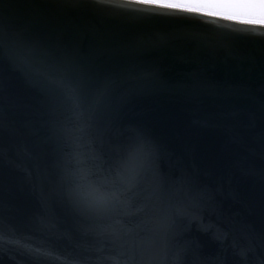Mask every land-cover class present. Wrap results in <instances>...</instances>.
<instances>
[{
    "label": "water",
    "instance_id": "1",
    "mask_svg": "<svg viewBox=\"0 0 264 264\" xmlns=\"http://www.w3.org/2000/svg\"><path fill=\"white\" fill-rule=\"evenodd\" d=\"M77 158L131 208L79 204ZM0 235V264H264V28L0 0Z\"/></svg>",
    "mask_w": 264,
    "mask_h": 264
},
{
    "label": "snow or ice",
    "instance_id": "2",
    "mask_svg": "<svg viewBox=\"0 0 264 264\" xmlns=\"http://www.w3.org/2000/svg\"><path fill=\"white\" fill-rule=\"evenodd\" d=\"M95 6L100 9H124L130 13H147L154 15L189 14L199 17L218 18L225 21H234L242 25H258L264 28V0H95ZM66 97L70 104L72 116L81 122L77 129L85 131L86 125L82 122L83 110L79 94L76 89L68 86ZM78 167L69 173L74 188L72 189L77 202L90 211L98 213H113L131 208L126 192L130 190V181L117 171L119 183L125 187L107 185L93 180L96 175L92 168L85 166V161L77 158ZM102 170L101 166H97ZM142 208L135 209L136 212ZM121 223V221H117ZM0 239H4L0 235ZM19 244V241H8ZM37 252L40 250L37 249Z\"/></svg>",
    "mask_w": 264,
    "mask_h": 264
}]
</instances>
